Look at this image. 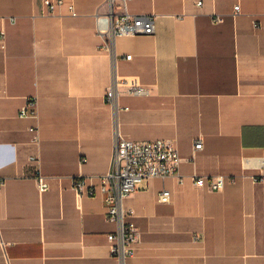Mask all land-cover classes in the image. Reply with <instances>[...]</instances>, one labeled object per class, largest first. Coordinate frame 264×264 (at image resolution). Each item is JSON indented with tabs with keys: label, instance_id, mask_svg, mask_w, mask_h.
Instances as JSON below:
<instances>
[{
	"label": "crops",
	"instance_id": "1",
	"mask_svg": "<svg viewBox=\"0 0 264 264\" xmlns=\"http://www.w3.org/2000/svg\"><path fill=\"white\" fill-rule=\"evenodd\" d=\"M51 1L0 0V264H120L102 190L116 131L174 141L182 160L179 175L125 201L139 233L126 264H264V181L252 179L264 157V0H125L114 12L153 16L156 31L110 48L97 32L107 0H63L75 16L50 13ZM115 76L150 95L120 87L116 112L106 101ZM34 97L39 145L37 121L20 117Z\"/></svg>",
	"mask_w": 264,
	"mask_h": 264
},
{
	"label": "built area",
	"instance_id": "2",
	"mask_svg": "<svg viewBox=\"0 0 264 264\" xmlns=\"http://www.w3.org/2000/svg\"><path fill=\"white\" fill-rule=\"evenodd\" d=\"M110 12L105 16L97 18V32L110 48L114 40L119 37H135L142 35H153L156 31L155 17L137 16L124 11L116 14L114 9L117 6L125 8V0H107ZM200 6L201 3H198ZM66 8L68 12L75 16V9L72 5H66L63 0L48 2L49 12L54 14L57 9ZM240 7H235V12L239 13ZM217 22L222 19L217 18ZM126 59H131L127 56ZM120 87H126L130 95L149 96L150 91L141 85H131L127 81H122L116 76L111 82L107 93L106 101L118 112L121 108L118 104ZM126 110V109H125ZM21 118H32L37 123L30 127L32 143L39 145L41 133L39 121V108L37 98L27 99L25 106L20 111ZM203 141L199 139L195 143V152L203 150ZM181 157L174 141L156 142H132L123 137L118 131L115 133L114 153L111 169L103 178L104 202L107 209L108 219L116 225V232L108 236L111 253L118 259L120 264H126L127 259L132 256V246L138 242L139 233L135 225L130 221L134 213L124 207L125 201L138 190L139 186L150 179H166L179 175ZM30 163L37 174L38 187L41 193L49 189V184L43 177L38 166L40 159L38 156H31ZM260 173L252 177L255 183L264 181V157L259 159ZM194 183L198 186H208L212 190H220L224 185L223 177H194ZM4 181L0 179V190L4 186ZM83 182L75 181L74 190L80 195ZM89 194H93L89 192ZM171 199V193L164 190L159 196V202L166 204Z\"/></svg>",
	"mask_w": 264,
	"mask_h": 264
}]
</instances>
